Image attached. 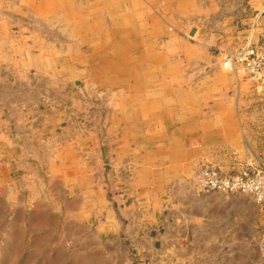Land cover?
<instances>
[{"label": "crops", "instance_id": "1", "mask_svg": "<svg viewBox=\"0 0 264 264\" xmlns=\"http://www.w3.org/2000/svg\"><path fill=\"white\" fill-rule=\"evenodd\" d=\"M105 9L107 25L100 15H76L78 43L89 52L73 58L91 63L79 72L89 73L86 91L105 93L97 101L106 110L104 151L91 165L67 152L61 163V154L38 142L41 166L16 153L12 188L24 189L30 205L40 198L61 205L54 214L60 236L72 235L67 224L86 227L108 251L111 241L127 252L150 248L149 229L161 224L157 238L170 252L164 264H264V210L246 196L201 194L192 180L201 163L230 174L260 167L248 158H264V118L241 116L251 82L218 64L247 43L264 50V0H131L121 11ZM167 25L191 29L197 39L166 37ZM210 45H218V56ZM109 87L129 94L116 100ZM101 158L112 167L107 174Z\"/></svg>", "mask_w": 264, "mask_h": 264}, {"label": "rangeland", "instance_id": "2", "mask_svg": "<svg viewBox=\"0 0 264 264\" xmlns=\"http://www.w3.org/2000/svg\"><path fill=\"white\" fill-rule=\"evenodd\" d=\"M130 1L0 0V264H164L170 254L157 238L164 232L161 224L149 229L155 244L140 253L133 246L127 252L113 241L109 244L115 250L108 251L101 244L103 240L89 236L88 228L72 223L65 227L72 235L60 236L57 232L59 222L54 214L59 212L61 205L40 202L43 198L37 195L40 199L35 202L40 204L30 205L24 189L16 190L11 185L16 178L12 175L16 172L13 166L16 153L20 154L18 158L28 155L41 166L36 155L38 142L56 152L55 155L61 154V163L67 152L84 165H91V157L104 151L108 125L102 119L106 117V110L97 101L106 97L104 92L91 94L86 91L89 73L79 75V72L86 71L91 63L76 64L73 60L76 51L84 55L89 52L87 45L78 43L81 38L75 34L76 17L91 21L100 15L102 24L107 25L105 5H119L121 11ZM135 7L138 9V5ZM135 32L138 33V29ZM172 34L187 43L197 39L192 38L191 29L179 33L167 25L164 36ZM124 35L121 31L115 34L122 39ZM208 51L214 56L220 53L218 45H210ZM218 64L227 69L223 61ZM244 80L251 82V86L243 88L241 116L244 120L264 118V82L256 88L252 81L245 77ZM109 90L114 91L116 100L129 94L122 87H109ZM259 127L264 129V124ZM148 129L153 130L152 127ZM248 159L260 166L258 168L264 166L261 164L264 158ZM101 163L105 174L111 171L107 160L103 158ZM206 165L201 163L193 171L194 187L201 194L217 193L206 192L199 186L201 171L212 166L211 163ZM126 167L131 169L130 164ZM119 173L114 172L116 180ZM236 173L239 172L225 175ZM57 193L58 189L52 194ZM168 211L166 208L165 212ZM261 250L264 253V241ZM224 252L229 250L225 248Z\"/></svg>", "mask_w": 264, "mask_h": 264}, {"label": "built area", "instance_id": "3", "mask_svg": "<svg viewBox=\"0 0 264 264\" xmlns=\"http://www.w3.org/2000/svg\"><path fill=\"white\" fill-rule=\"evenodd\" d=\"M223 67L243 75L252 82H264V50L245 44L223 60ZM198 183L206 192L224 195H246L264 207V166L225 175L213 168H204Z\"/></svg>", "mask_w": 264, "mask_h": 264}, {"label": "bare ground", "instance_id": "4", "mask_svg": "<svg viewBox=\"0 0 264 264\" xmlns=\"http://www.w3.org/2000/svg\"><path fill=\"white\" fill-rule=\"evenodd\" d=\"M218 5V4H217ZM199 167V166H198ZM221 237V236H220Z\"/></svg>", "mask_w": 264, "mask_h": 264}]
</instances>
